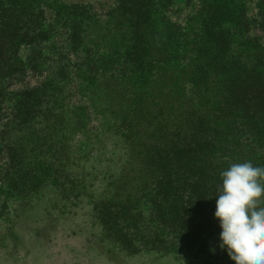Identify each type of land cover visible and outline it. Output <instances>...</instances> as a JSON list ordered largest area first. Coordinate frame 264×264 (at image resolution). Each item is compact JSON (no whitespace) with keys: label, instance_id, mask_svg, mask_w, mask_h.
Returning <instances> with one entry per match:
<instances>
[{"label":"rangeland","instance_id":"rangeland-1","mask_svg":"<svg viewBox=\"0 0 264 264\" xmlns=\"http://www.w3.org/2000/svg\"><path fill=\"white\" fill-rule=\"evenodd\" d=\"M162 1H171L165 12L168 21L181 31L187 26L191 33L203 27L215 8L213 0ZM62 2L84 8L98 25L106 26L104 41L110 46L122 42L121 29L128 20L119 19V0ZM243 3V16L221 24L219 37L229 41V52L236 47L251 52L245 53L251 54L246 60L237 54L242 62L258 61L264 67V0ZM45 18L43 28L48 31L52 12L46 10ZM50 35L35 53L27 47L19 51L23 63L33 60V54L43 66L38 71L28 67L10 81L5 78L0 91V264H212L207 253L190 250L177 231L162 224L159 210L165 215L169 202L160 185L180 180L187 188L197 182L215 207L223 170L246 160L264 166L263 118L245 110L250 97L240 96L245 82L239 78L241 87H232L231 107H217L211 99L198 107L190 86L176 72L153 91L145 85V98L132 101L135 95L124 91L115 74L100 81L93 77L88 86L81 83L80 52L69 50L66 35ZM148 78L153 83L154 74ZM48 84L54 91H47ZM60 86L58 103L65 106L61 110L69 121L62 132L64 144L47 145L49 155L37 159L53 167L54 161L63 162L60 170L69 173L64 181L74 182V188L68 190L52 177L60 186L49 179L52 186L29 191L36 160L31 149L36 142L43 145L42 134L39 128L16 133L15 103L20 94L30 92L50 98ZM46 124L51 135V123ZM207 207L210 210V205L204 210ZM208 210L218 224L214 211ZM123 232L132 233V249ZM222 261L218 264H226Z\"/></svg>","mask_w":264,"mask_h":264},{"label":"trees","instance_id":"trees-1","mask_svg":"<svg viewBox=\"0 0 264 264\" xmlns=\"http://www.w3.org/2000/svg\"><path fill=\"white\" fill-rule=\"evenodd\" d=\"M62 1L64 0H0V91L6 83L5 78L10 81L9 78L24 73L28 67L30 70L38 71L40 66H43V60L37 61L33 54H31L33 60L28 58L23 63L19 57L22 47L24 49L27 47L32 51L30 53H35L40 43L48 40L50 33L56 35L60 32V35H66L65 42L69 50L80 52L81 83L87 86L93 77H98L100 81L103 75L115 74V77L119 76L116 78L117 81H121L124 91L135 95L131 100L141 101L147 94V89L143 88L145 85H150L153 91L161 84H167L162 81L164 77L169 75L174 77L173 73L176 72L181 75L180 79L190 86L189 92L194 96L193 99H196L198 107L207 105L210 99L217 107L222 103L226 107H231L232 87L240 86L237 82L241 78L240 80L245 82L243 86L245 93L240 96L250 94L245 110L259 113L264 123L263 65L258 61L250 64L242 62L237 54H243L246 60L251 54L247 56L245 53L251 52L240 51L239 47L229 52V41L220 38L218 32L221 24L231 20L233 22L235 17L239 20L243 16L245 13L243 0H213L212 5H215V8L212 16L198 32L194 33L188 32L187 26L182 32L177 25L168 21L165 12L171 1L119 0L122 7L119 19L128 20L125 22L128 25L122 26V42L112 46L104 41L103 30L106 26L98 25L97 20L92 18L89 12L83 11L84 8L67 5ZM46 10L53 14V24L48 31L43 28ZM82 25L85 28L81 29ZM89 26H95L96 29H89ZM252 49L261 52L258 47ZM61 71L64 72L63 69ZM151 74L155 77L153 83H149L148 77ZM177 82L178 78L171 86ZM45 87L48 88L47 91L53 89L51 84ZM99 88L100 85L98 90ZM60 95L61 86L56 89V93L50 95L53 99H44L37 92H30L20 94L15 103L13 122L19 128L16 133L21 135L27 129L39 128L42 134L43 145L36 142V147L31 149L35 150L33 160H36L29 173L31 177L29 180L31 185L27 189L29 191L42 188L40 186H52L49 179L53 180L55 186L63 185L68 190L74 188V182L69 184L64 181L69 173L60 170L64 167L63 162L56 164L54 161L53 167L52 164L48 165L45 161L37 159L40 155L42 157L47 153L49 155V152H46L47 145L52 144L54 147L56 144H64L62 132L67 129L69 121L61 110L65 106L58 103L57 98ZM3 96L4 94L0 92V97ZM223 96L225 98L220 102ZM91 100L93 101V98ZM46 121L51 123V135L50 132H46L48 129ZM52 177H57L60 185ZM197 184L195 182L185 188L183 182L176 180L160 185V189L164 191L163 196L169 202L165 215L161 208L159 210L161 217L163 215L162 224L172 231H177L180 241L190 250L200 249L207 253L210 263L218 264V261L223 263V259L226 264H231L226 251L220 247V229L216 226L218 224L215 225L211 216L206 214L208 207L204 210L206 205H210L208 211L213 213L215 207L212 206V202L209 204L206 200L207 191ZM6 201L5 194L3 202ZM187 216H192V219L187 221ZM125 234L123 232L120 235L124 236L132 249V233ZM158 242L164 243L160 239Z\"/></svg>","mask_w":264,"mask_h":264},{"label":"clouds","instance_id":"clouds-1","mask_svg":"<svg viewBox=\"0 0 264 264\" xmlns=\"http://www.w3.org/2000/svg\"><path fill=\"white\" fill-rule=\"evenodd\" d=\"M214 219L234 264H264V166L234 162L220 173Z\"/></svg>","mask_w":264,"mask_h":264}]
</instances>
